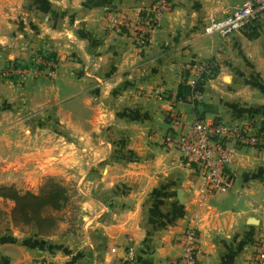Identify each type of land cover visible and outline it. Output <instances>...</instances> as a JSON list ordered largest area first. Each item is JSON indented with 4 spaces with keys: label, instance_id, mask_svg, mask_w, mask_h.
<instances>
[{
    "label": "crops",
    "instance_id": "0c3cea01",
    "mask_svg": "<svg viewBox=\"0 0 264 264\" xmlns=\"http://www.w3.org/2000/svg\"><path fill=\"white\" fill-rule=\"evenodd\" d=\"M153 1L0 0V70L34 49L58 62L50 79L0 82V187L35 191L50 177L75 188L73 218L47 237L14 227L13 203L0 198V264H123L127 246L136 264H173L189 225L197 264L253 258L264 237V149H240L232 189L205 195L194 166L161 146L169 103L152 94H177L187 61H211L201 102L175 110L187 122L264 129V24L227 40L209 33L248 0H172L144 43L107 23L133 21Z\"/></svg>",
    "mask_w": 264,
    "mask_h": 264
},
{
    "label": "built area",
    "instance_id": "2783aa9c",
    "mask_svg": "<svg viewBox=\"0 0 264 264\" xmlns=\"http://www.w3.org/2000/svg\"><path fill=\"white\" fill-rule=\"evenodd\" d=\"M172 0H154L133 21L125 16L111 19L117 30H127L140 43H144L159 26L162 17L170 10ZM264 24V0H248L234 9L226 18L213 22L209 33H217L222 40H227L239 32H248L250 26ZM46 67L54 68L44 61ZM215 65L211 61L191 59L182 69L183 84L190 89L182 99L176 94H167L154 90L155 99L165 98L169 105L165 113L168 131L160 137L161 146L166 151L177 152L180 157L198 172L204 180L205 195L232 189L228 167L234 162L237 152L242 148L264 149V129L254 127L252 123L227 125L220 120L206 123L195 119L187 122L175 110L179 102L200 103V86L215 74ZM204 197V196H203ZM196 202V207H203L204 198ZM196 217V214H193ZM180 255L173 264H197L199 234L194 226H187L180 241ZM33 264H50L46 259H36ZM123 264H136L134 249L127 246ZM249 264H264V237L256 242L254 256Z\"/></svg>",
    "mask_w": 264,
    "mask_h": 264
},
{
    "label": "trees",
    "instance_id": "16d2710c",
    "mask_svg": "<svg viewBox=\"0 0 264 264\" xmlns=\"http://www.w3.org/2000/svg\"><path fill=\"white\" fill-rule=\"evenodd\" d=\"M189 91V87L182 82L177 98L182 99ZM0 198L13 203L9 216L14 227L34 226L37 236L47 237L62 221V212L70 203L71 194L63 185L47 179L38 194L19 193L13 187H0Z\"/></svg>",
    "mask_w": 264,
    "mask_h": 264
},
{
    "label": "rangeland",
    "instance_id": "374dc122",
    "mask_svg": "<svg viewBox=\"0 0 264 264\" xmlns=\"http://www.w3.org/2000/svg\"><path fill=\"white\" fill-rule=\"evenodd\" d=\"M120 16H125V15L120 14L118 17H120ZM112 17L113 16L107 17L108 18L107 19V23L110 24V28L113 27V29L115 31L119 32L120 30H117L114 27V21L111 19ZM125 31L128 32L127 30H125ZM19 41L22 42L23 40L19 39ZM23 43H28V41L25 40ZM42 49H41V52H37L36 49H34L32 51H29L28 54H26V56L23 59H21V60L16 59V60H14L12 62L10 61L8 63V65L6 64L0 70V82H8V83H10L12 85L14 84V85H17V86H24L25 84H28L31 81L41 80V79H45V78H47V79L52 78L55 75V72L57 70L58 62L51 55H47L46 53H43ZM44 61L47 64H48V62H50V64L52 66H55V67L54 68H50V67L43 66V65H45ZM214 76H215V74H214ZM0 106L4 107L2 104H0ZM51 127L52 128H49V129L52 130V131H54V129L57 130L56 124L54 122L52 123ZM29 177H30V175H28V174L24 175V178L29 179ZM47 179H51V180L63 185L64 187H66L65 186L66 184L64 185L60 181H58L56 179H52L50 177H47V178H44L43 180H41L40 183H38L36 185V187L34 188L35 191L34 190L33 191H25L23 193L29 192V193H33V194H38L41 185ZM67 187L66 188L69 190V192L71 194V200H70V203L68 204L67 208H65L64 211L62 212V221H65L66 218L67 219L68 218L69 219L73 218V214H74L73 210H71V208L74 207L75 199H72V194H74L75 188H74V186L73 187L67 186ZM12 207H13V205H12ZM12 207H11V209H12ZM1 210L6 212V210H8V205L1 204L0 205V212H2ZM2 217H3L2 213H0V220H2ZM18 228H21V227H18ZM22 229H25V228H22ZM34 261L35 260L31 261L30 264H33ZM50 264H52V263L50 262Z\"/></svg>",
    "mask_w": 264,
    "mask_h": 264
}]
</instances>
